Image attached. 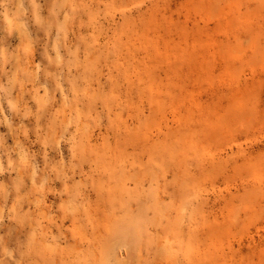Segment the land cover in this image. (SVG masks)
I'll list each match as a JSON object with an SVG mask.
<instances>
[{"label": "rangeland", "instance_id": "1", "mask_svg": "<svg viewBox=\"0 0 264 264\" xmlns=\"http://www.w3.org/2000/svg\"><path fill=\"white\" fill-rule=\"evenodd\" d=\"M0 264H264V0H0Z\"/></svg>", "mask_w": 264, "mask_h": 264}, {"label": "bare ground", "instance_id": "2", "mask_svg": "<svg viewBox=\"0 0 264 264\" xmlns=\"http://www.w3.org/2000/svg\"><path fill=\"white\" fill-rule=\"evenodd\" d=\"M0 105H1V103H0ZM0 168H1V166H0Z\"/></svg>", "mask_w": 264, "mask_h": 264}]
</instances>
